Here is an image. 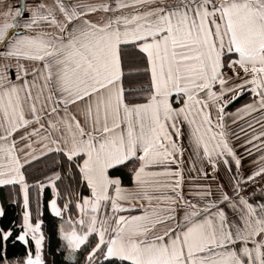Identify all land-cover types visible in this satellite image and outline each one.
<instances>
[{"label":"snow or ice","instance_id":"1","mask_svg":"<svg viewBox=\"0 0 264 264\" xmlns=\"http://www.w3.org/2000/svg\"><path fill=\"white\" fill-rule=\"evenodd\" d=\"M0 187V264H264V0H0Z\"/></svg>","mask_w":264,"mask_h":264},{"label":"trees","instance_id":"2","mask_svg":"<svg viewBox=\"0 0 264 264\" xmlns=\"http://www.w3.org/2000/svg\"><path fill=\"white\" fill-rule=\"evenodd\" d=\"M39 169L41 171L44 170V163L42 162L39 166ZM113 175H121L125 183L128 182V173L126 169L119 168L115 172L112 173ZM31 183V181H29ZM60 184H63L64 182H59ZM3 187L0 188V202L3 209V215L0 216V227H7L10 226L13 221H15L17 224L20 223V210L17 203H11L8 198H5L6 196L3 193ZM50 187H46L43 191L42 197H43V203H44V210H43V221H44V233L46 236L45 239V249H46V255L48 259H51V251L54 250L56 247H58L61 243V241L58 239L57 235L54 232V220L52 215L49 213L47 209V200L50 198ZM13 239H10L8 241V254L10 257L17 256V255H23L24 253V247L20 243H13ZM51 246V248H50ZM57 259H60L58 256Z\"/></svg>","mask_w":264,"mask_h":264},{"label":"crops","instance_id":"3","mask_svg":"<svg viewBox=\"0 0 264 264\" xmlns=\"http://www.w3.org/2000/svg\"><path fill=\"white\" fill-rule=\"evenodd\" d=\"M2 188V187H0ZM11 191L10 188H4L3 189V193L4 195L6 196L5 198H8V192ZM36 189L35 188H32L30 189V195L33 197H35V194H36ZM18 204V207H19V210H20V222H21V214H22V204L20 202L17 203ZM0 208H2V205H1V202H0ZM44 228V227H43ZM45 234V233H44ZM45 239H46V236H45ZM45 243V242H44ZM45 252H46V249H45Z\"/></svg>","mask_w":264,"mask_h":264},{"label":"built area","instance_id":"4","mask_svg":"<svg viewBox=\"0 0 264 264\" xmlns=\"http://www.w3.org/2000/svg\"><path fill=\"white\" fill-rule=\"evenodd\" d=\"M249 191H252V188H251V187H249V188L247 189V191L245 192V195H247Z\"/></svg>","mask_w":264,"mask_h":264}]
</instances>
